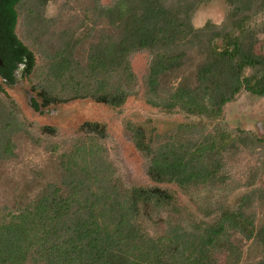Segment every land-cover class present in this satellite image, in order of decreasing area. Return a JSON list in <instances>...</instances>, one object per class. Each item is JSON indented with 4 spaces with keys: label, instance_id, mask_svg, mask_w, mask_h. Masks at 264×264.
Returning a JSON list of instances; mask_svg holds the SVG:
<instances>
[{
    "label": "trees",
    "instance_id": "1",
    "mask_svg": "<svg viewBox=\"0 0 264 264\" xmlns=\"http://www.w3.org/2000/svg\"><path fill=\"white\" fill-rule=\"evenodd\" d=\"M58 1L0 0V93L35 77L37 98L31 103L37 112L87 100L119 111L133 95L134 54L152 56L145 83L155 96L166 74L197 55L195 85H180L161 105L150 103L198 121L180 124L156 148L144 127L128 122L136 148L150 159L147 174L155 186L127 189L118 185L101 142L104 126L84 123L89 136L60 155L59 182L16 212L0 208V264H242L231 232L264 243L263 231L242 208L224 209L213 223L171 222L156 237L142 220L151 203L174 201L158 185L215 186L222 181L223 155L239 143H253L249 135L233 137L221 123L225 107L242 93L264 98V21L258 20L264 0H226L225 22L201 28L193 16L210 0H116L110 6L92 0L78 24L51 32L58 16L48 17V7ZM101 21L114 32L99 30L80 61L78 49L93 40ZM53 40L57 44L49 48ZM15 117L0 98V160L15 157Z\"/></svg>",
    "mask_w": 264,
    "mask_h": 264
},
{
    "label": "rangeland",
    "instance_id": "2",
    "mask_svg": "<svg viewBox=\"0 0 264 264\" xmlns=\"http://www.w3.org/2000/svg\"><path fill=\"white\" fill-rule=\"evenodd\" d=\"M116 0H101L104 6ZM92 0H59L51 2L48 17H57L51 32L63 30L79 23L85 9ZM230 11L226 0H210L198 6L193 16L196 28L208 23L221 25ZM264 21V14L259 16ZM106 35L114 31L105 22L97 25L93 40L86 41L77 51V58L85 61L89 45L98 38V31ZM21 35V30H18ZM51 39L53 37L50 35ZM51 41V40H50ZM57 44L53 40L48 47ZM34 49V48H32ZM38 66L43 59L35 49ZM152 56L148 51L136 53L131 58L135 76L133 95L122 110H114L93 101H76L61 106H51L42 112L32 107L37 96L33 91L36 78L20 82L13 88H5L0 98L7 101L15 114L14 141L15 157L0 160V208L17 211L35 199L49 183L59 182L61 169L60 155L89 136L81 127L86 122H99L105 128L101 142L106 147L108 159L115 168V179L122 189L132 187H152L147 170L149 157L140 152L127 129L133 122L146 129L154 148L165 143L170 136L177 134L180 124L197 123L181 113L168 114L161 106H153L150 101L161 105L168 95L182 84L195 85V72L201 59L191 55L190 60L180 70L166 74L161 81L157 96L152 94L145 83ZM221 126L233 137L251 136L246 144L226 152L222 157V181L215 186L182 190L173 184L158 185L174 197L171 203H151L143 214V225L152 236L166 233L169 223H179L190 227L196 222L213 223L226 208L243 211L253 219L264 236V98L242 93L225 107ZM256 142V143H255ZM230 241L241 253L242 264H255L264 258V243L260 239H247L239 232H231ZM225 257L220 255L224 262Z\"/></svg>",
    "mask_w": 264,
    "mask_h": 264
},
{
    "label": "water",
    "instance_id": "3",
    "mask_svg": "<svg viewBox=\"0 0 264 264\" xmlns=\"http://www.w3.org/2000/svg\"><path fill=\"white\" fill-rule=\"evenodd\" d=\"M2 65H3V61H2L1 56H0V66H2Z\"/></svg>",
    "mask_w": 264,
    "mask_h": 264
}]
</instances>
